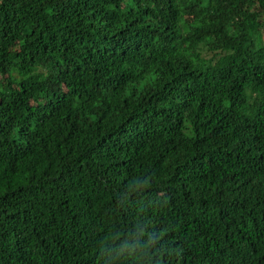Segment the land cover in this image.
Masks as SVG:
<instances>
[{
    "label": "trees",
    "instance_id": "16d2710c",
    "mask_svg": "<svg viewBox=\"0 0 264 264\" xmlns=\"http://www.w3.org/2000/svg\"><path fill=\"white\" fill-rule=\"evenodd\" d=\"M0 264H264V0H0Z\"/></svg>",
    "mask_w": 264,
    "mask_h": 264
}]
</instances>
